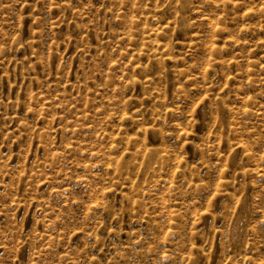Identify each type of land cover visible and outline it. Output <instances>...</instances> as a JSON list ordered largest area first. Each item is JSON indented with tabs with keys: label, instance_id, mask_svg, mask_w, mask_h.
Here are the masks:
<instances>
[{
	"label": "rangeland",
	"instance_id": "obj_1",
	"mask_svg": "<svg viewBox=\"0 0 264 264\" xmlns=\"http://www.w3.org/2000/svg\"><path fill=\"white\" fill-rule=\"evenodd\" d=\"M0 264H264V0H0Z\"/></svg>",
	"mask_w": 264,
	"mask_h": 264
}]
</instances>
